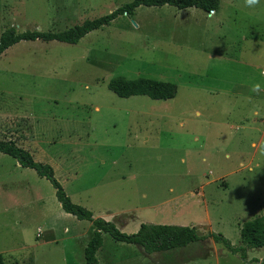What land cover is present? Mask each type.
I'll use <instances>...</instances> for the list:
<instances>
[{"label": "rangeland", "instance_id": "374dc122", "mask_svg": "<svg viewBox=\"0 0 264 264\" xmlns=\"http://www.w3.org/2000/svg\"><path fill=\"white\" fill-rule=\"evenodd\" d=\"M130 1L0 0V35L61 31ZM118 76L173 82L177 92L120 97L107 87ZM0 139L50 164L72 202L122 232L142 222L195 226L240 246L242 224L264 215V0H220L212 13L141 5L75 44L19 41L0 55ZM62 212L49 180L0 153L7 264H85L93 226ZM96 257L264 264V246L242 259L208 237L146 253L103 232Z\"/></svg>", "mask_w": 264, "mask_h": 264}, {"label": "trees", "instance_id": "16d2710c", "mask_svg": "<svg viewBox=\"0 0 264 264\" xmlns=\"http://www.w3.org/2000/svg\"><path fill=\"white\" fill-rule=\"evenodd\" d=\"M219 2L220 0H131L107 14L86 19L80 24L61 31L28 29L17 32L14 27H9L0 35V55L9 47L22 40H56L75 44L90 31L108 25L118 16L133 14L134 10L141 5L162 6L167 4L175 6L178 9L196 7L210 13L218 9ZM107 87L120 97L145 95L152 99H170L177 92V85L173 82L146 77L133 79L122 76L114 77L108 81ZM0 153L15 158L21 166L35 170L40 177L49 180L55 190V196L61 208L79 220L91 222L93 232L83 252L85 264H99L96 253L102 246L103 232L109 233L116 241L136 244L146 253L169 251L208 237H211L216 243H221L229 252L233 254L238 253L242 259L247 258L249 248H260L264 246V215L245 221L242 224L239 232L242 242L240 246L233 245L221 233L213 231H209L206 234L201 233L195 226L142 222L136 232H122L113 222L101 217H94L89 209L72 202L60 182L56 179L53 167L48 163L36 161L28 149L17 145L12 139H0ZM0 264H7L2 253H0Z\"/></svg>", "mask_w": 264, "mask_h": 264}, {"label": "clouds", "instance_id": "9594fccd", "mask_svg": "<svg viewBox=\"0 0 264 264\" xmlns=\"http://www.w3.org/2000/svg\"><path fill=\"white\" fill-rule=\"evenodd\" d=\"M245 4L247 7H255L259 4V0H245ZM250 91L259 93L261 91L260 85L255 84L251 87Z\"/></svg>", "mask_w": 264, "mask_h": 264}, {"label": "crops", "instance_id": "0c3cea01", "mask_svg": "<svg viewBox=\"0 0 264 264\" xmlns=\"http://www.w3.org/2000/svg\"><path fill=\"white\" fill-rule=\"evenodd\" d=\"M62 210H63V209H62ZM60 215H61L62 218H67V217H69L71 214L66 213V212L63 210V212H62ZM72 216H73V215H72ZM100 216H103V215H100ZM73 217H75V216H73ZM75 218H76V217H75ZM106 219H107V218H106ZM89 222H90V221H89ZM90 223H91V222H90ZM90 223H87V225L90 226ZM91 225H92V224H91ZM89 226H88V227H89ZM137 226H138V228H139L140 223H139V225H137ZM67 229H68V227L64 226V228H63L64 232L67 233V232L69 231V230L67 231ZM38 230H39V229H38ZM52 230H53L54 232H57V229H54V228H53ZM137 230H138V229H137ZM97 252H98V251H97Z\"/></svg>", "mask_w": 264, "mask_h": 264}, {"label": "water", "instance_id": "95a60500", "mask_svg": "<svg viewBox=\"0 0 264 264\" xmlns=\"http://www.w3.org/2000/svg\"><path fill=\"white\" fill-rule=\"evenodd\" d=\"M211 12H213V11H211Z\"/></svg>", "mask_w": 264, "mask_h": 264}]
</instances>
